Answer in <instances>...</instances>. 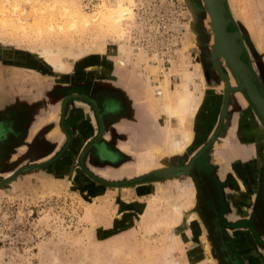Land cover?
Listing matches in <instances>:
<instances>
[{
  "label": "rangeland",
  "instance_id": "374dc122",
  "mask_svg": "<svg viewBox=\"0 0 264 264\" xmlns=\"http://www.w3.org/2000/svg\"><path fill=\"white\" fill-rule=\"evenodd\" d=\"M122 1L130 12L123 17L124 37L144 48L137 38L145 17L156 6L171 4ZM190 3L198 8V18L194 21L184 5L178 15L185 27L181 40L193 21L196 40L188 56L201 60L203 72H212L201 91L213 87L223 101L224 81L233 85L235 78L221 55L217 61L225 80L211 69V22L203 0ZM224 6L226 29H236L243 44L239 57L264 92V0H224ZM115 10L114 0H0V264H251L242 230L253 228L255 211L251 206L242 215L234 205L236 213L227 215L230 201L222 186L232 175L216 172L222 167V143L215 137L220 111L194 124L191 144L175 153L162 143L165 117L157 124L138 93L127 114L120 93L126 79L114 73L112 61L117 55V44L110 40L118 33ZM100 39L104 53L89 57ZM49 47L64 59L75 50L82 54L71 61V69L58 72L34 54ZM89 58L95 68L86 66ZM236 92L264 146L263 122L246 94ZM151 140L163 147L148 154ZM149 156L155 166L142 171L146 165L139 160ZM194 160L206 169L211 185L202 203L198 196L205 184L187 172ZM158 168L171 174L155 172ZM234 181L228 180L233 186ZM260 181L263 203L264 178ZM211 196L217 204L208 208ZM173 205L181 206L179 221L165 225ZM211 211L216 217H210ZM259 218L258 226H264V217ZM263 232L259 227L253 234L264 254ZM254 256L264 264L262 254Z\"/></svg>",
  "mask_w": 264,
  "mask_h": 264
},
{
  "label": "bare ground",
  "instance_id": "6f19581e",
  "mask_svg": "<svg viewBox=\"0 0 264 264\" xmlns=\"http://www.w3.org/2000/svg\"><path fill=\"white\" fill-rule=\"evenodd\" d=\"M207 1L210 3V7L206 5L207 9L205 11L211 22L212 39H214L213 22L215 24V19L212 11L213 3L211 0ZM114 2L116 10L113 11L112 15L113 24L115 32L118 33L111 37L109 36L110 40L117 44V55L112 58L113 65H115L114 73L125 77V79H129L130 87H133V91L139 94V99L144 104H148L154 112H163L169 118L176 121L177 127L169 129L167 137L165 136L167 140L166 145L169 149L181 150L191 141V123L195 117V112H197L196 108L199 103V96L197 93L199 87L203 84L199 64L191 60L187 53L188 47H190L191 44H195L194 41L196 40V33L191 30L194 23L191 24L190 28L185 30L181 40V47H179L175 56L176 58L171 61V64L169 59L170 66L166 70V67L161 65V58L157 56L156 52L150 50L152 52L150 54L144 49L145 47L143 45L144 48L136 43L127 42L128 40L124 37L123 21L125 19L123 17L130 14V12L127 11V6L122 0H114ZM197 10L198 8L193 7L191 11L194 21L198 18ZM236 35V41L242 47L238 31H236ZM103 40L100 39L101 42L98 40V43L96 42V44H94L91 50L92 54H89V57L92 55L91 57L93 58L104 53L106 45ZM52 48L53 47L42 48L34 54L37 60L45 67H51L58 72L71 69V61H73L76 56L80 57L82 54V52L76 53L77 50H75L76 52H73L75 54L71 53L72 55H67L68 58L66 59H70V61H68L64 59V57H61L57 50L54 51ZM92 58L84 61L86 66L95 68L96 65L92 63ZM152 61H157V63ZM159 76H162V78H159ZM189 84H193L194 89L190 88ZM236 91H240L245 96V92L239 89L230 90L229 93ZM96 107L95 105L94 108ZM100 124L102 127L101 121H99V126ZM159 170L164 174H171L170 170L166 168H158L155 171ZM180 212L181 206L175 205L173 215L165 222V225H174L177 223L180 218ZM170 264H177V261L171 260Z\"/></svg>",
  "mask_w": 264,
  "mask_h": 264
},
{
  "label": "crops",
  "instance_id": "0c3cea01",
  "mask_svg": "<svg viewBox=\"0 0 264 264\" xmlns=\"http://www.w3.org/2000/svg\"><path fill=\"white\" fill-rule=\"evenodd\" d=\"M255 8V14L256 18H259V13L257 12L256 5ZM246 25V24H245ZM258 29V28H257ZM176 58V57H175ZM174 58L170 59L171 61ZM195 59V58H194ZM196 63L199 64L201 69V75L204 83L205 75L201 67V63L199 60H194ZM154 63H157V61H152ZM167 65L166 67L168 68ZM211 69L213 72H215V69L211 65ZM212 74V72L210 71ZM216 73V72H215ZM117 75V74H116ZM119 78H121L119 75H117ZM123 78V77H122ZM121 78V79H122ZM127 83H126V82ZM123 81L124 84L122 88H120V93L123 96V108H127V114H131L130 111V105H135L136 98H135V91H133V87H130V81L129 79H126ZM202 85L199 87V91L197 95L200 97L199 101V107L196 112V115L192 121V126L195 124L196 127L200 125L202 117L210 112H218L220 111V106L222 105V95L221 96H214L216 91H214L213 87H207L206 85L203 87L201 91ZM121 90H123L121 92ZM202 92V93H201ZM222 92V91H219ZM238 92H232L229 93L227 96V101L225 105V110L222 114V118L220 120V126L216 133V139L218 141H221V151L218 157H221V164L219 169L216 170L218 173H224L228 175H232L231 177H226V183L222 186V192L227 194V199L230 201L229 204V212L227 215L232 217V214H235L236 211L234 210V205L239 210V213L243 215V213H246L248 209L251 208L255 211L250 217H253V219L250 221V225H253V228H247L243 229V241L244 244L247 247V250L249 253L253 254V259H251V264H259L258 262L259 258H256L254 255L258 252L262 254L264 257V254L257 248L255 243V234L253 232L258 230L259 227L262 228V231L264 229V226H258V223H261V219L259 217H264V202H260L263 199H260L262 196V190L260 186V179L264 178V146L263 144L258 140L257 136V129L255 128V125H253V121L251 119V114L247 111L246 104L241 100V97L238 96ZM141 101V100H140ZM142 102V101H141ZM143 108H145L153 117H155V121L158 124V119L160 117H165V122L162 124L161 127V135H162V143L166 144L167 140V133L168 130L171 128H175L177 126V123L175 121L174 125L171 124L172 119L169 118L165 113L163 112H154L153 109L150 108L148 104H144L142 102ZM220 107V108H219ZM215 115L217 116V114ZM135 114V112H134ZM220 117V113L218 115ZM170 119V120H169ZM169 126V128H168ZM168 128V129H167ZM199 133H196V135ZM166 136V137H165ZM151 139V138H150ZM154 140V139H153ZM153 140L148 142L146 151L148 154L151 152L159 151L157 148L161 150L162 147L159 144L153 143ZM191 143H189L190 145ZM188 145V146H189ZM168 151L171 152H181L183 149H169ZM218 152V151H216ZM147 155V154H146ZM144 165H146L142 171H147L148 168L151 166H155L153 164L154 161L152 159L147 157H142L139 160ZM139 162V163H140ZM138 163V165H139ZM165 165V164H164ZM168 165V164H166ZM161 166V165H160ZM233 178V183L228 182V180H231ZM255 179V181L253 180ZM239 180L244 182L243 187L239 184ZM255 182V183H254ZM219 187L217 188L218 191ZM235 189V192L234 190ZM260 190V191H259ZM217 195L219 192H216ZM250 193V194H248ZM235 198V199H234ZM234 200V202H233ZM258 210V213H256ZM216 217V216H214ZM179 221V220H178ZM261 231V230H260ZM264 235V232L261 233ZM253 252V253H252Z\"/></svg>",
  "mask_w": 264,
  "mask_h": 264
},
{
  "label": "water",
  "instance_id": "95a60500",
  "mask_svg": "<svg viewBox=\"0 0 264 264\" xmlns=\"http://www.w3.org/2000/svg\"><path fill=\"white\" fill-rule=\"evenodd\" d=\"M211 1L213 3L212 11L215 19V24L213 22L214 39L210 45V59L212 66L218 72L219 77L225 80V75L223 72H221L217 61V57L221 55L226 66L233 74V77L236 81V83L233 85H230L227 81H224V85L222 87L223 101L220 108L219 121L221 120L222 114L225 110L229 91L239 89L245 92L260 120L264 124V92L257 84L255 76L247 62L239 57L242 47L236 41V29H226L229 18H227L225 15V6L223 0ZM184 3L188 6L190 11H192L193 6L191 5L190 0H184ZM206 5L210 7V3L207 0H203V8L205 10L207 9ZM192 23L193 21H191V24Z\"/></svg>",
  "mask_w": 264,
  "mask_h": 264
},
{
  "label": "built area",
  "instance_id": "2783aa9c",
  "mask_svg": "<svg viewBox=\"0 0 264 264\" xmlns=\"http://www.w3.org/2000/svg\"><path fill=\"white\" fill-rule=\"evenodd\" d=\"M167 4L171 5L166 8L162 5L156 6L153 12L145 17L142 33L140 38H137L147 51L156 52L163 67L169 64V59L175 54L185 28L184 22L178 17L184 11L185 3L168 0Z\"/></svg>",
  "mask_w": 264,
  "mask_h": 264
},
{
  "label": "flooded vegetation",
  "instance_id": "af4514ba",
  "mask_svg": "<svg viewBox=\"0 0 264 264\" xmlns=\"http://www.w3.org/2000/svg\"><path fill=\"white\" fill-rule=\"evenodd\" d=\"M225 15H226V13H225ZM228 25V24H227ZM242 46H243V44H242ZM199 61H201V60H199ZM201 63V62H200ZM202 67V66H201ZM202 70H203V68H202ZM210 71L211 70H209L208 72H204V75H205V78L208 80L209 78V75H210V77H212V74L210 73ZM209 73V74H208ZM91 102V101H90ZM92 103V102H91ZM96 104H94V103H92V107L94 108V106H95ZM97 108V107H96ZM95 108V109H96ZM219 123V126H220V121L218 122ZM199 154V153H198ZM197 158H198V155H197ZM196 158V159H197ZM192 165H193V167H192V169L191 168H189V170L187 171V172H189V173H191L193 176L195 175V177H196V179L198 180V181H200V183H203V184H205V186L204 187H202L201 186V191H200V193H199V196H198V199H199V201L202 203L203 202V199H202V195H203V193L204 194H208L209 192H210V189H211V185H210V182L208 183V180L205 178V176L207 175L208 176V174H207V172H206V169H203L201 166H200V164H199V161H197V160H194V162H192ZM209 169V167H207V170ZM210 170V169H209ZM208 178H209V176H208ZM217 194V193H216ZM209 198H210V200H209ZM209 198H207L209 201H205L207 204H208V208L209 207H211V205L212 204H215L216 203V201H214V197L213 196H211V197H209ZM217 204V203H216ZM202 205V204H201ZM206 209V208H205ZM207 210V209H206ZM217 215V213L216 212H214L213 211V213H212V211H211V215H210V217H214V216H216ZM214 220V219H213ZM215 222H216V220H215ZM213 223H214V221H213ZM216 224H214V226H215ZM216 229V228H215ZM212 233H214V232H212ZM217 233V232H216ZM215 233V234H216ZM214 234V235H215Z\"/></svg>",
  "mask_w": 264,
  "mask_h": 264
}]
</instances>
